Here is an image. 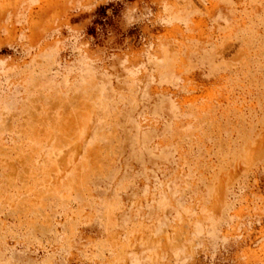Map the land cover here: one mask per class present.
Segmentation results:
<instances>
[{
    "label": "rangeland",
    "instance_id": "obj_1",
    "mask_svg": "<svg viewBox=\"0 0 264 264\" xmlns=\"http://www.w3.org/2000/svg\"><path fill=\"white\" fill-rule=\"evenodd\" d=\"M0 264H264V0H0Z\"/></svg>",
    "mask_w": 264,
    "mask_h": 264
}]
</instances>
